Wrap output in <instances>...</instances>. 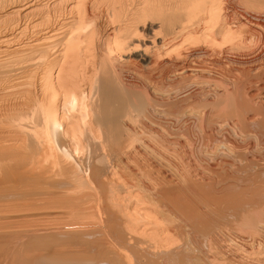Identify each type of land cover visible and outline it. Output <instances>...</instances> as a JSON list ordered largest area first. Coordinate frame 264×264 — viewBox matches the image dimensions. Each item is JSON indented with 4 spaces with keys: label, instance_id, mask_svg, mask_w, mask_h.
<instances>
[{
    "label": "bare ground",
    "instance_id": "obj_1",
    "mask_svg": "<svg viewBox=\"0 0 264 264\" xmlns=\"http://www.w3.org/2000/svg\"><path fill=\"white\" fill-rule=\"evenodd\" d=\"M262 30L264 0H0V264H264V167L195 169L262 165L206 128L264 157Z\"/></svg>",
    "mask_w": 264,
    "mask_h": 264
},
{
    "label": "rangeland",
    "instance_id": "obj_2",
    "mask_svg": "<svg viewBox=\"0 0 264 264\" xmlns=\"http://www.w3.org/2000/svg\"><path fill=\"white\" fill-rule=\"evenodd\" d=\"M243 5H244V3L242 2V1H240V7H243ZM261 42H263L264 41V30H262L261 31ZM249 43V42H248ZM234 65H235V67H234ZM233 65V68L234 69H240V68H243L244 66L243 65H239V64H234ZM240 67H239V66ZM263 67H264V65H262ZM263 67H261L262 69H264ZM261 69V71L263 72V73H261V71L260 70H258V72H260V78H259V80H260V82H263L264 81V71ZM261 74H262V76H261ZM243 78H245L244 76H243ZM263 78V79H262ZM254 79V78H253ZM248 81V80H247ZM252 82V78H251V80H249V82ZM247 87L249 86V83H247V85H246ZM192 90V91H191ZM191 90H189L188 89V91H186V90H184L181 94H179V98L177 97V99H178V103H177V101L176 102H173V105H175V107H178L179 109H181V111H182V109H184L185 108V106H186V101H185V98L184 97H186L187 96V94H189V92L192 94V97H195V94H197V91L195 90L194 91V89H191ZM185 92V93H184ZM186 92H188L187 94H186ZM186 96H185V95ZM194 94V95H193ZM190 95V94H189ZM183 98H182V97ZM182 98V100H180ZM181 102V103H180ZM184 103V106H183V103ZM182 104V105H181ZM181 105V106H180ZM174 107V106H173ZM181 115H183V112L181 113ZM180 116V115H179ZM182 118H180V117H178V118H176V119H174V121H172L173 123H172V126H176L177 125V127H171L172 128V130L173 131H176V132H179V133H185L184 135H185V137L188 135H190V134H192V135H190L189 137L187 136L186 138L187 139H189V142L190 143H192L191 144V146H194V147H200L201 146V144H203L202 142L203 141H205L206 143H211V141L209 142V139H208V141H207V139H205V136L203 135V133H202V131H201V129L199 128V125L198 124H196L195 122H192V123H190L189 121H183V120H185V118H184V116H181ZM183 119V120H182ZM178 120V121H177ZM175 122V123H174ZM180 122V123H179ZM213 123V122H212ZM211 123V125L210 126H208V125H206V126H208V127H206L207 129H209L210 131H208V133H210V134H213V136H214V138H218V140H220V141H225V142H228V136L229 137H231L232 136V138H234V140L236 139V140H239V141H234L237 145L235 146V147H237L239 150H240V148L242 149V150H240V152H245V151H247V150H249V151H247L248 152V154L250 155L251 153V156H250V158L249 157H247V159H249V160H251L252 158H259V159H261L260 161H261V164L262 165H258V164H256V163H253V164H251L250 166H248L247 165V161H245V157H243V156H240V157H238V156H235V154H234V156H232V155H228L227 157L225 156V159H224V157L222 158L223 159V163H224V161H225V163H224V165L222 164V166L219 168V170H218V168H216L215 166H217V165H213V163H211V162H209V161H206V159L203 161L201 158H199L198 159V161H196V162H198L197 164H195V166L197 165V168H195V169H197V172L199 171V173H200V171L202 170L203 171V173H200V174H202V175H204L205 176V181H213L214 183H215V186H217L216 184V182H218L219 180V182H221V180L222 179H226V177H228L229 178V176H231L233 173V175H235V177H236V175H237V173H238V177H247V182H245L246 180L245 179H243V183L242 184H244V186H246L247 184L249 185L248 187L249 188H247L248 190H247V192H250V188H253V189H255V185H258L259 183H261V181L260 182H256V179H257V175L255 174V170H257V168L258 167H264L263 165V163H264V157L263 156H261L260 157V155H262V153L260 152V151H258L259 149H261V144H260V146H258L257 148H256V151H258V152H260L259 153V155L257 156V154L256 153H254V151H255V146H256V144H254L253 143V141L250 139V141L246 138V137H242V136H244L240 131V127L238 126L237 128H230L229 126H227V125H225L224 126V124L222 123L221 125H223L224 127L222 128L221 126H219L218 124H215V123H213L212 124ZM181 124V125H180ZM195 124V125H194ZM215 124V125H214ZM180 125V126H179ZM185 125V126H184ZM213 125V126H212ZM212 126V127H211ZM180 127V128H179ZM196 127H198V128H196ZM219 127V128H218ZM169 128V127H168ZM171 128H170V130H171ZM176 128V129H175ZM187 129V131L185 130V129ZM195 128H196V130H198L197 132H196V130H195ZM238 128H239V130H238ZM193 129V130H192ZM220 129V130H219ZM178 130V131H177ZM180 130H182L181 132H180ZM246 130L248 131L249 129L248 128H246ZM186 131V132H185ZM194 131V132H193ZM214 131V132H213ZM190 132V133H189ZM222 132V133H221ZM249 132V131H248ZM200 133V134H199ZM187 134V135H186ZM195 134V135H194ZM232 134V135H231ZM241 134V135H240ZM200 135H201V137H200ZM218 135L220 136V137H218ZM224 135H226V136H224ZM226 137V138H224V137ZM234 136V137H233ZM240 138H239V137ZM262 138H264V136L262 135L261 136ZM195 140H194V139ZM203 138V139H202ZM222 139V140H221ZM243 139H245V140H243ZM242 140V141H241ZM199 141H200V143H199ZM249 141V142H248ZM246 142V143H245ZM196 143V145H194ZM243 143H245V144H247L248 146H246V148L244 147L245 146V144H243ZM240 145V147H238L239 145ZM253 144V145H252ZM198 145V146H197ZM250 145H251V147H250ZM243 146V147H242ZM252 146H254L253 147V149H251L252 148ZM263 148V147H262ZM254 150V151H253ZM262 150H264V149H262ZM253 151V152H252ZM255 151V152H256ZM254 154H256V155H254ZM253 155H254V157H253ZM263 157V158H262ZM197 158H198V154L197 155H195L194 154V159H196L197 160ZM257 158V159H258ZM243 159V160H242ZM200 160H201V162H200ZM263 160V161H262ZM236 162H238V163H236ZM201 165H200V164ZM208 163V164H207ZM237 166H236V165ZM240 164V165H239ZM245 164H246V166H245ZM209 165H210V167H209ZM244 165V166H243ZM255 165H257V167L255 166ZM199 166L201 167V168H199ZM212 167V168H211ZM198 168L199 169H201V170H198ZM214 168V169H213ZM224 168V169H223ZM227 168V170H226V172L228 173H224L223 171H225V169ZM254 168V169H253ZM206 169V170H205ZM211 169H213V170H211ZM235 169H237V170H235ZM208 170V171H207ZM211 170V171H210ZM242 170V171H241ZM243 170H245V171H243ZM201 171V172H202ZM213 171L215 172V173H213ZM249 171V172H248ZM212 172V173H211ZM220 172V173H219ZM210 173V174H209ZM218 173V174H217ZM215 174V175H214ZM230 174V175H229ZM249 175V177H248V175ZM214 175V176H213ZM229 175V176H228ZM232 175V178L234 179L235 177ZM247 175V176H246ZM261 175V174H260ZM222 176H224V177H222ZM218 177V178H217ZM244 177V178H245ZM255 178V179H253V178ZM263 177H264V175H263ZM213 178V179H212ZM232 178H229V179H232ZM249 178V179H248ZM252 178V179H251ZM236 179V178H235ZM252 181V183H250ZM245 183H247V184H245ZM251 184V185H250ZM253 186V187H252ZM219 187H221V186H219ZM219 187H217V188H219ZM219 191V192H218ZM217 192L218 193H221L222 191H223V189H221V188H219V190H218ZM54 211H56V210H54ZM63 211H65L66 212V210H59V211H57V212H55L54 214H53V216L55 217V218H57V219H60V218H62L63 217V215H62V212ZM58 212H60V213H58ZM61 216H60V215ZM57 215V216H56ZM65 215V214H64ZM53 216L51 215V216H49L48 217V219H42L44 222H47V221H50V220H53ZM51 217V218H50ZM60 217V218H59ZM34 217H32V219L31 220H35V219H38L39 217H37V218H34ZM50 219V220H49ZM42 220H40V221H42ZM45 220H47V221H45ZM231 233V232H230ZM233 233H237V231H233L232 232V235H231V237L230 236H228V238H232V240H233V242L234 243H236V244H239L240 242H241V244L242 245H245V244H247L248 243V245L251 243L250 241H252V237L250 236H248L246 233H244V234H242V235H244L243 236V238H242V236H240L238 233V235L237 234H233ZM247 235V237H245ZM238 236V237H237ZM235 237H237V238H235ZM239 237L240 238H242V239H239ZM244 238H246V241H247V243H245L246 241H245V239ZM248 238V239H247ZM249 238H250V240H249ZM244 239V240H243ZM240 240V241H239ZM18 242L19 241H21L20 239L19 240H17ZM236 241H238V242H236ZM243 241V242H242ZM20 243V242H19ZM248 248V247H247ZM249 249V248H248ZM247 249V250H248ZM250 251H251V249H249ZM249 250H248V252H249ZM8 261H9V259H7Z\"/></svg>",
    "mask_w": 264,
    "mask_h": 264
}]
</instances>
